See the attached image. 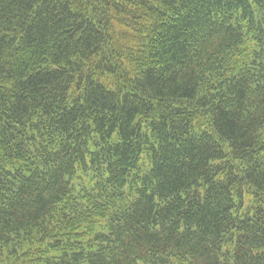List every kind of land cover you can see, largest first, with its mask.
I'll return each instance as SVG.
<instances>
[{"label":"trees","instance_id":"obj_1","mask_svg":"<svg viewBox=\"0 0 264 264\" xmlns=\"http://www.w3.org/2000/svg\"><path fill=\"white\" fill-rule=\"evenodd\" d=\"M0 264H264V0H0Z\"/></svg>","mask_w":264,"mask_h":264}]
</instances>
